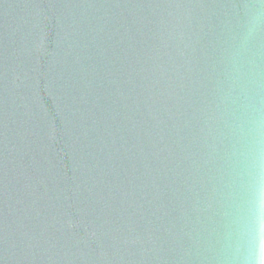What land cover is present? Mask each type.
I'll use <instances>...</instances> for the list:
<instances>
[{
    "label": "water",
    "instance_id": "95a60500",
    "mask_svg": "<svg viewBox=\"0 0 264 264\" xmlns=\"http://www.w3.org/2000/svg\"><path fill=\"white\" fill-rule=\"evenodd\" d=\"M260 0H0V264H263Z\"/></svg>",
    "mask_w": 264,
    "mask_h": 264
},
{
    "label": "clouds",
    "instance_id": "9594fccd",
    "mask_svg": "<svg viewBox=\"0 0 264 264\" xmlns=\"http://www.w3.org/2000/svg\"><path fill=\"white\" fill-rule=\"evenodd\" d=\"M264 4V0H260ZM249 200L246 214L249 222L264 221V138L257 139L249 158Z\"/></svg>",
    "mask_w": 264,
    "mask_h": 264
},
{
    "label": "bare ground",
    "instance_id": "6f19581e",
    "mask_svg": "<svg viewBox=\"0 0 264 264\" xmlns=\"http://www.w3.org/2000/svg\"><path fill=\"white\" fill-rule=\"evenodd\" d=\"M263 264H264V261H263Z\"/></svg>",
    "mask_w": 264,
    "mask_h": 264
}]
</instances>
